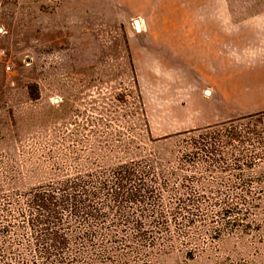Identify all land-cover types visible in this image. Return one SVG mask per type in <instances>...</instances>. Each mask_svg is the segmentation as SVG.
Returning <instances> with one entry per match:
<instances>
[{
    "label": "rangeland",
    "instance_id": "rangeland-1",
    "mask_svg": "<svg viewBox=\"0 0 264 264\" xmlns=\"http://www.w3.org/2000/svg\"><path fill=\"white\" fill-rule=\"evenodd\" d=\"M168 1L186 7L178 19L188 21L187 34L195 21L218 22L216 45L228 63L252 64L247 59L264 55V0ZM161 2L0 0V203L11 188L94 167L96 158L100 166L114 156L145 155L154 149L149 138L229 120L202 119L215 114L209 90L223 75H196L185 67L184 51L164 57L158 29L145 27V18L156 23L168 15ZM244 25L248 41L225 38ZM186 31L175 34L183 36L178 46ZM233 112L232 119L259 120L264 132V109ZM255 170L264 171V159ZM260 215L259 230L236 231L212 244L197 232L198 249L181 245L155 264H264Z\"/></svg>",
    "mask_w": 264,
    "mask_h": 264
},
{
    "label": "trees",
    "instance_id": "trees-1",
    "mask_svg": "<svg viewBox=\"0 0 264 264\" xmlns=\"http://www.w3.org/2000/svg\"><path fill=\"white\" fill-rule=\"evenodd\" d=\"M239 118L149 138L145 155L100 166L96 158L94 167L11 188L0 203V264H155L181 245L198 249L197 232L212 244L259 230L264 132L259 120Z\"/></svg>",
    "mask_w": 264,
    "mask_h": 264
},
{
    "label": "crops",
    "instance_id": "crops-1",
    "mask_svg": "<svg viewBox=\"0 0 264 264\" xmlns=\"http://www.w3.org/2000/svg\"><path fill=\"white\" fill-rule=\"evenodd\" d=\"M146 1L152 2V0ZM161 3L163 6H167L166 11L168 15L160 14V17L164 16V18L157 19L156 23L148 22V19L145 18L147 20V25L145 24V27L149 28V26H156L158 29V42L162 44L164 57L168 58L172 53L184 51L186 56L185 67L189 70H194L193 72L196 75H211V77L223 75L220 82H215V79L212 81L213 84L209 90L212 98L211 104L214 108L216 107L215 114L204 116L202 119H232L234 118L233 111L235 108L246 113L263 110L264 55L258 57L254 55L247 59L248 61L254 59L252 64H250V62H245L246 65L228 63L224 57L219 56V46L216 45V40H218L217 34H219L218 22L213 19L210 21H195L192 26L193 30L187 34L186 29L189 27L188 21L185 20L183 22V20L178 19V13L179 16H181L183 8L186 7H181V5L178 6L168 0H162ZM213 6L214 5H209L208 7L212 8ZM150 8L152 9L151 5ZM166 8H162V10ZM242 16L245 17L247 14ZM241 18H232V21L233 23H240ZM248 28L249 27L245 25L239 26L236 32H233L231 36L225 38L233 43L243 44L251 37V31ZM179 29H184L186 31L183 34L184 41L179 42L180 44H184L182 47L178 46L177 43L181 40L179 38L183 36L178 37V40L175 37V34L180 33ZM206 41L210 44L209 46H205L208 44ZM241 53L243 52L241 51ZM231 54L235 56L234 49L231 51ZM243 57L242 62L244 63L246 56ZM223 101H225V103ZM220 102L224 104L221 105L222 103L220 104Z\"/></svg>",
    "mask_w": 264,
    "mask_h": 264
},
{
    "label": "built area",
    "instance_id": "built-area-1",
    "mask_svg": "<svg viewBox=\"0 0 264 264\" xmlns=\"http://www.w3.org/2000/svg\"><path fill=\"white\" fill-rule=\"evenodd\" d=\"M3 54H4V51L2 48H0V56H3Z\"/></svg>",
    "mask_w": 264,
    "mask_h": 264
},
{
    "label": "bare ground",
    "instance_id": "bare-ground-1",
    "mask_svg": "<svg viewBox=\"0 0 264 264\" xmlns=\"http://www.w3.org/2000/svg\"><path fill=\"white\" fill-rule=\"evenodd\" d=\"M136 28H139V23L135 21Z\"/></svg>",
    "mask_w": 264,
    "mask_h": 264
}]
</instances>
